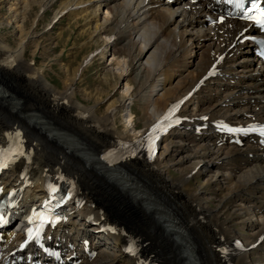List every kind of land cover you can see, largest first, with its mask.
<instances>
[{
  "label": "bare ground",
  "instance_id": "obj_1",
  "mask_svg": "<svg viewBox=\"0 0 264 264\" xmlns=\"http://www.w3.org/2000/svg\"><path fill=\"white\" fill-rule=\"evenodd\" d=\"M36 1L26 2L20 27L23 40L13 48L0 39V195L18 196L8 217L26 221L25 209L42 203L62 183L71 198L64 221L51 228L47 238L71 249L66 256L69 264H144L139 240L145 252V247L158 249L164 264H176L162 229L137 199L156 193L181 220L180 236L189 239L188 257L197 264H264V145L242 133L264 124V66L255 56V43L244 41L254 35V27L227 18L220 23L212 0H99L94 10L105 5L113 16L106 21L110 25L103 28L105 33L118 36V44L129 40L115 49L114 56L130 59L134 91L143 101L145 129L133 138H122L110 107L99 117L102 108L86 106L74 92L80 68L67 77L64 90L57 91L25 61L29 45L25 39L30 35L25 32L26 17ZM57 1L40 0L41 12ZM78 4L65 0L55 17L79 9ZM171 4L176 8L172 10ZM190 44L206 53L199 54L197 72L174 85L175 74L192 63ZM103 51L105 57L108 49ZM6 83L19 94H12ZM105 96L101 93L99 101ZM29 111L39 112L64 133L52 140L30 124L31 118L20 115ZM167 123L170 127L162 129ZM17 138L23 149L3 167L4 154ZM78 142L95 153L129 147L133 154L122 156L120 165L146 184L125 195L87 165L83 157L89 160V154L78 149ZM210 144L219 153H213ZM73 148L82 157L68 152ZM223 152L230 155L223 159ZM172 168L180 177L172 176ZM214 169L215 176L210 174ZM196 180L200 184L193 188ZM117 181L127 185V179ZM211 197L214 206L209 207L204 200ZM161 204L150 197L148 206L161 213ZM10 233L5 242L13 251L21 235ZM131 246L134 250H129ZM91 252H96L95 259L88 256Z\"/></svg>",
  "mask_w": 264,
  "mask_h": 264
},
{
  "label": "rangeland",
  "instance_id": "obj_2",
  "mask_svg": "<svg viewBox=\"0 0 264 264\" xmlns=\"http://www.w3.org/2000/svg\"><path fill=\"white\" fill-rule=\"evenodd\" d=\"M29 1L31 0H7L3 4L0 3V39L13 48L23 40V33L21 34L20 28L23 19L21 17L25 11L26 2ZM76 1H79V9L71 10L67 13L63 12L64 14L61 13L57 17H55V15L65 0H58L56 3H53L51 7L42 12L39 8L40 0L39 3L37 1L35 2L36 6L34 10L30 16L26 17V21L29 20V22L27 23L25 32H28L31 37L28 36L25 39V42L29 43L25 52V61L31 64L33 69L40 70L43 78L47 79L53 89L57 91L64 90L67 77L70 78L76 69L80 68L82 70L78 76L80 79L76 81L74 86V92L77 93L80 101L86 103L88 107L94 105H96V109L97 107H101L102 111L98 114L99 117L106 113V111L109 110L108 107H110V109L114 111L113 123L118 132V136L122 138H133V136L140 134L141 130L145 129V124L143 122L144 114L140 110L143 101L134 91L135 85L132 82V75L130 76L132 69V66L130 67V59L128 57L120 58L118 55H115L116 57L114 56L115 49L117 50L119 46L125 45L129 40H125L118 44V36L105 33L103 28L110 25V23L107 25L106 21L112 19L113 16L110 14V11L107 12V7L105 5H103L99 11H96V9L94 10V8H96L95 6H99V0ZM174 8H176V5L171 6L172 10ZM14 9L17 11L15 12ZM86 10L87 13L84 12ZM106 17L107 19H105ZM189 46L190 52L193 54L192 58L189 59L192 63L188 70L182 72V69H180L175 74L174 85L182 83L184 79H187L189 77L188 73L197 72L199 69V54L203 51L205 55V51L207 50L201 49L202 47H199L197 44H190ZM102 48L108 49L105 57L101 55V52L104 50H102ZM82 65L83 67H81ZM120 76L122 79L119 80L116 87L112 88ZM106 77L109 78V83L105 82L107 79ZM178 77L182 78L179 79ZM164 79L165 78H162V81H164ZM0 82L3 83L2 81ZM5 85L6 88H11L16 95L19 94L12 85H8L7 83ZM232 86L235 87V83H233ZM101 93H105L106 96L99 101V95ZM204 100L205 99H202V101ZM113 103L114 105L112 106ZM137 123H139V128H133ZM158 149L159 148H157V150ZM210 150L213 153H219L213 144H210ZM220 155L224 159L229 156L230 153L223 152ZM179 158L180 155L179 157L177 156L178 160ZM193 160L194 159L189 160L187 166H191ZM229 160L234 159L229 158ZM171 170L173 177H180L176 169L172 168ZM221 173L222 172L216 173V175H218L216 177L220 178L222 176ZM223 173L225 175L227 171L225 170ZM210 174H214L213 176H215V169L212 170ZM210 174L202 177L204 181L207 177H210ZM139 178L145 185L144 179L141 177ZM192 183L193 188L198 187V184H200L197 180L195 182L192 181ZM224 194V192L218 193L217 196L219 198L216 200L222 198ZM211 200L214 201L215 199L211 197L210 200H204L206 203L208 202L209 207L214 206V202ZM34 202H36V200H34ZM173 210H175V208H173ZM257 220L262 222L260 220L263 219L258 217ZM80 223L81 221L78 222L77 225ZM77 228H80V225H78ZM74 229H76V227H74ZM94 239L95 241L98 240L95 237L92 240ZM139 242L143 254H150L152 252L158 256L160 264H164V259L160 257L161 255L158 249H152L150 251L145 247V250H147V252H145L143 242L140 240ZM127 245L128 243H126V246ZM167 246L169 247V244H167ZM168 249H171V247ZM123 252L128 254L127 251L123 250ZM95 258L96 256L93 257V259ZM80 263L85 264L87 262L81 261Z\"/></svg>",
  "mask_w": 264,
  "mask_h": 264
},
{
  "label": "snow or ice",
  "instance_id": "obj_3",
  "mask_svg": "<svg viewBox=\"0 0 264 264\" xmlns=\"http://www.w3.org/2000/svg\"><path fill=\"white\" fill-rule=\"evenodd\" d=\"M236 2L238 4V6H241L242 7L243 6V3H244V0H236ZM256 10L259 11L260 16L262 17V19L259 20V21H257V22L264 24V8H259L257 6V9ZM248 11H251V9H248ZM244 18L245 19H249V20L253 19L252 16H245ZM5 166H7V165H5ZM36 236H39V232L36 233ZM29 237L30 238L32 237V231L31 230H29Z\"/></svg>",
  "mask_w": 264,
  "mask_h": 264
}]
</instances>
